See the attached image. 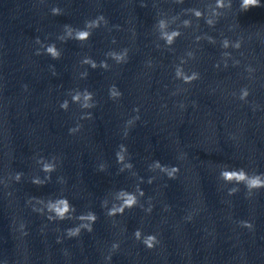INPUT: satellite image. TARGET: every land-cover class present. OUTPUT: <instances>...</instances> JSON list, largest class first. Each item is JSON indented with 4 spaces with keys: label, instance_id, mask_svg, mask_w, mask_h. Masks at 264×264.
Here are the masks:
<instances>
[{
    "label": "clouds",
    "instance_id": "1",
    "mask_svg": "<svg viewBox=\"0 0 264 264\" xmlns=\"http://www.w3.org/2000/svg\"><path fill=\"white\" fill-rule=\"evenodd\" d=\"M248 6H252V7H256V6H260L258 0H244V7L247 9ZM53 14H59L60 10L58 8H53ZM87 33L86 32H78L77 33V39L86 37ZM48 52L52 54L53 58H55L57 56V53L55 52L54 47H50L48 49ZM248 93L247 91H245L244 96H247ZM241 98H244L243 96ZM258 183V182H256ZM128 203H132L131 200L128 201ZM244 224L245 227L251 228L252 225L250 223L247 222H242ZM89 231H91V229H89ZM71 235V232H70ZM135 236L137 239H140V231L137 230L135 232ZM144 244L147 245L148 248H152L154 246V244L157 242L156 237L154 235H149L145 238V240L143 241ZM117 247V246H114Z\"/></svg>",
    "mask_w": 264,
    "mask_h": 264
}]
</instances>
